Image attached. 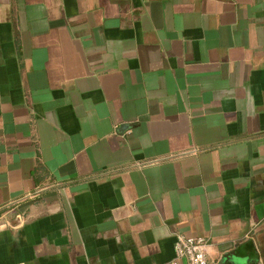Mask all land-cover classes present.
I'll list each match as a JSON object with an SVG mask.
<instances>
[{"label":"crops","instance_id":"0c3cea01","mask_svg":"<svg viewBox=\"0 0 264 264\" xmlns=\"http://www.w3.org/2000/svg\"><path fill=\"white\" fill-rule=\"evenodd\" d=\"M264 264V0H0V264Z\"/></svg>","mask_w":264,"mask_h":264},{"label":"built area","instance_id":"2783aa9c","mask_svg":"<svg viewBox=\"0 0 264 264\" xmlns=\"http://www.w3.org/2000/svg\"><path fill=\"white\" fill-rule=\"evenodd\" d=\"M206 247L207 243L201 237L178 234L174 244L175 259H184L186 264H209ZM169 264L177 263L173 261Z\"/></svg>","mask_w":264,"mask_h":264}]
</instances>
